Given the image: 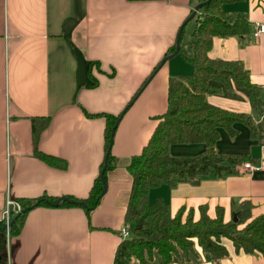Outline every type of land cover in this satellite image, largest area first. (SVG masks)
<instances>
[{
    "label": "crops",
    "instance_id": "crops-1",
    "mask_svg": "<svg viewBox=\"0 0 264 264\" xmlns=\"http://www.w3.org/2000/svg\"><path fill=\"white\" fill-rule=\"evenodd\" d=\"M198 0H0V220L7 197L27 201L43 195H88L105 156V117L118 114L111 143L117 158L106 172L107 189L89 216L82 205L39 204L29 209L20 231L6 241L7 264H113L119 229L131 185L126 168L167 108L168 80L189 73V40L182 53L164 59L183 22ZM228 15L241 13L249 22L242 36L216 35L209 56L239 60L259 88L254 102L233 79L206 99L247 114L249 123H233L235 133L218 128L217 152L246 155L237 173L209 172L199 182H161L148 190V201L160 197L168 215L184 207L194 215L201 204L210 215L223 207L227 220L233 202H251V214L264 211V31L254 36V22L264 23V0L222 4ZM196 12H199L197 10ZM195 15L184 25L194 26ZM183 51H185L183 53ZM170 54V53H169ZM144 86L134 95L152 69ZM95 83L94 85H92ZM133 95L135 96L133 99ZM131 103L128 105L129 101ZM127 106V107H126ZM126 107V109H125ZM48 116L38 148L66 162L50 165L33 154L31 117ZM203 142L173 143L175 156H194ZM256 167L245 168L243 162ZM228 254L221 264H264L259 252L235 251L223 238ZM190 260L169 264H212L197 247ZM137 261H133L134 263ZM149 264H161L155 257Z\"/></svg>",
    "mask_w": 264,
    "mask_h": 264
},
{
    "label": "trees",
    "instance_id": "trees-1",
    "mask_svg": "<svg viewBox=\"0 0 264 264\" xmlns=\"http://www.w3.org/2000/svg\"><path fill=\"white\" fill-rule=\"evenodd\" d=\"M230 1L236 0H210L195 13L189 41L192 53L183 54L191 63L192 70L169 78L167 108L157 117L158 121L141 151L133 155L126 165L131 175V185L124 218L131 227V236L122 238L117 244L113 264H131L133 261H137L138 264H149L155 257L159 258L161 264H169L175 259L188 261L197 256V247L210 256L212 264H221L220 259L228 254L223 238H228L232 242L235 251L259 252L264 258V211L252 216L251 202L248 199L233 202L231 217L226 220L223 207L218 205L215 207L214 215H210L207 206L201 204L197 216L194 215L193 208H189L184 214V207L170 216L167 205L160 197L153 202H149L147 198L149 188L161 182L197 183L209 172L217 175L237 173L239 170L236 165L248 158L246 155L219 153L215 149V142L219 135V127H225L230 133H235L233 123L237 121L249 123V116L212 104L205 97L206 93L218 90L212 80H220L228 85L229 79H233L237 85L247 88L251 102L255 101L259 93V88L252 83L250 74L241 61L213 58L208 54L214 36H242L249 31L246 17L241 13L228 15L223 9L222 4ZM184 22L180 27V39L184 33ZM175 46L176 42L169 47L165 55L172 53ZM178 53H182L180 45ZM159 63L134 95L144 86ZM122 113L123 111L116 115L105 112L87 113L89 116L102 115L106 120L105 156L88 195L82 198L69 195L59 199L43 195L27 201L18 199L22 208L30 207L13 215L10 235L20 231L26 212L39 204L58 202V205H82L89 216L91 209L98 204L104 194L101 169L105 161L106 181V172L117 164V158L111 152L110 132ZM30 119L33 154L50 165L65 167L66 162L63 158L45 153L37 146L39 135L47 126L49 117L32 116ZM187 142H203L205 148L194 156H175L170 153L171 144ZM79 200L84 201L85 205L76 203ZM2 225L1 219L0 264H7L6 239Z\"/></svg>",
    "mask_w": 264,
    "mask_h": 264
},
{
    "label": "built area",
    "instance_id": "built-area-1",
    "mask_svg": "<svg viewBox=\"0 0 264 264\" xmlns=\"http://www.w3.org/2000/svg\"><path fill=\"white\" fill-rule=\"evenodd\" d=\"M264 31V23L255 21L254 22V30H253V35L257 36L259 35V33ZM243 166L245 168H249V169H253L256 166L251 164L250 162H243ZM22 209V204L20 202V200L18 199H14L11 197H7L5 200V205L4 208L2 210V220H3V224L4 226V233H5V239L6 241L9 240L10 238V222L13 218V215L16 212L21 211ZM119 234L122 238L125 237H129L131 236V227L129 224H124L123 226L120 227L119 229Z\"/></svg>",
    "mask_w": 264,
    "mask_h": 264
},
{
    "label": "water",
    "instance_id": "water-1",
    "mask_svg": "<svg viewBox=\"0 0 264 264\" xmlns=\"http://www.w3.org/2000/svg\"><path fill=\"white\" fill-rule=\"evenodd\" d=\"M208 1H210V0H203V1L198 2V3L194 6V9L192 10L191 14L188 16V18L186 19V21H187L188 19L192 18V17L195 15L196 11H197V10H198L203 4L207 3ZM184 23H185V22H184ZM182 26H183V25H182ZM182 26H181V27H182ZM180 33H181V28L179 29L178 34H177V37H176V46H175L174 51H173L172 53H170V54H167V55H166L161 61H163L164 59H166V58H168V57H170V56H172V55H174V54H176V53L178 52V48H179V45H180V43H179V41H180ZM135 95H136V94H135ZM134 97H135V96H134ZM134 97H133V99H134ZM131 101H132V100H130L128 104H130ZM126 107H127V106H126ZM126 107H125V109H126ZM116 125H117V122H115V123L113 124L112 128H111V132H110V142L113 140V134H114V131H115V127H116ZM105 167H106V161H105V163H104V166H103L102 169H101V178H102V181H103V184H104V188H103L102 193L105 192L106 189H107V181H106L105 178H104V170H105ZM60 198H66V197H65V196H61V197H59V199H60ZM35 203H37V202H35ZM49 203H50V204H57L58 202H49ZM76 203H79V204H83V205H85V202L82 201V200L76 201ZM28 207H30V206H26V207L22 208L21 211H22V212L25 211L26 209H28ZM11 221H12V220H11ZM10 223H11V222H10ZM4 226H5V225L3 224L2 227L4 228Z\"/></svg>",
    "mask_w": 264,
    "mask_h": 264
},
{
    "label": "rangeland",
    "instance_id": "rangeland-1",
    "mask_svg": "<svg viewBox=\"0 0 264 264\" xmlns=\"http://www.w3.org/2000/svg\"><path fill=\"white\" fill-rule=\"evenodd\" d=\"M190 33H191V27H189V26H186V28H185V30H184V33H183V37H182V40L183 41H185V40H189V36H190ZM182 52V51H181ZM185 51H183V53H184ZM179 56H181L180 55V53H179ZM184 218V217H183ZM131 264H138L137 262H134V263H131Z\"/></svg>",
    "mask_w": 264,
    "mask_h": 264
}]
</instances>
